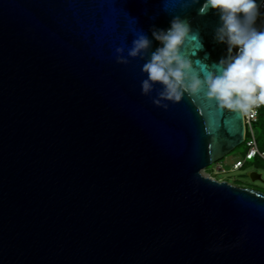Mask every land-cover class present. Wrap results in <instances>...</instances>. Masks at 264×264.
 Wrapping results in <instances>:
<instances>
[{
  "label": "water",
  "instance_id": "water-1",
  "mask_svg": "<svg viewBox=\"0 0 264 264\" xmlns=\"http://www.w3.org/2000/svg\"><path fill=\"white\" fill-rule=\"evenodd\" d=\"M174 15L202 77L226 55L206 0H0V264H264V191L203 173L243 114L206 88L159 106L128 57Z\"/></svg>",
  "mask_w": 264,
  "mask_h": 264
},
{
  "label": "clouds",
  "instance_id": "clouds-1",
  "mask_svg": "<svg viewBox=\"0 0 264 264\" xmlns=\"http://www.w3.org/2000/svg\"><path fill=\"white\" fill-rule=\"evenodd\" d=\"M206 4L219 17L213 38L225 45L226 55L209 66L204 62L209 59L205 53L203 60L198 61L202 77L190 75L192 60L182 52V46L191 27L186 19L174 15L167 28L153 25L151 38L138 32L128 49V57L145 60L141 67L145 74L141 92L148 95L158 83L161 91L153 103L167 108L164 101L178 102L184 94L206 88L207 95L220 107L254 117L255 109L264 106V29L256 27L258 17L264 15L260 11L264 0H206ZM153 41L158 42L154 49ZM123 52V47L116 48L119 63L128 62Z\"/></svg>",
  "mask_w": 264,
  "mask_h": 264
},
{
  "label": "rangeland",
  "instance_id": "rangeland-1",
  "mask_svg": "<svg viewBox=\"0 0 264 264\" xmlns=\"http://www.w3.org/2000/svg\"><path fill=\"white\" fill-rule=\"evenodd\" d=\"M255 132L258 137V143L261 148H264V114L260 118V122L255 124ZM247 151L246 143H242L236 147L230 154L224 157L219 162L210 165L203 170L206 175H211L218 180H226L231 184L254 188L264 191V161L262 159L248 160L247 164L240 169H233L234 163L239 159H244ZM219 164L222 165L219 171ZM256 171L262 174V180L253 181L250 173Z\"/></svg>",
  "mask_w": 264,
  "mask_h": 264
},
{
  "label": "built area",
  "instance_id": "built-area-1",
  "mask_svg": "<svg viewBox=\"0 0 264 264\" xmlns=\"http://www.w3.org/2000/svg\"><path fill=\"white\" fill-rule=\"evenodd\" d=\"M260 11L264 13V4L260 5ZM256 27L258 29H264V15L258 17L256 22ZM256 115L250 116L243 114L245 123V140L247 145V151L244 159H239L234 163L233 169L243 168L248 160L251 159H262L264 161V148H261L258 143V137L255 132V124L260 122L261 116L264 114V106H260L255 109ZM219 169H222V165L219 164ZM218 169V170H219Z\"/></svg>",
  "mask_w": 264,
  "mask_h": 264
},
{
  "label": "bare ground",
  "instance_id": "bare-ground-1",
  "mask_svg": "<svg viewBox=\"0 0 264 264\" xmlns=\"http://www.w3.org/2000/svg\"><path fill=\"white\" fill-rule=\"evenodd\" d=\"M205 174V173H204ZM206 175V174H205Z\"/></svg>",
  "mask_w": 264,
  "mask_h": 264
}]
</instances>
